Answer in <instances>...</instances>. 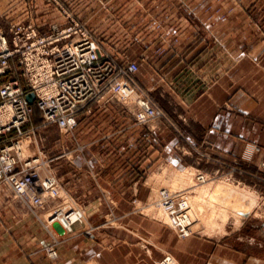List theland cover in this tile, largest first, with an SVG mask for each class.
<instances>
[{"label":"rangeland","instance_id":"1","mask_svg":"<svg viewBox=\"0 0 264 264\" xmlns=\"http://www.w3.org/2000/svg\"><path fill=\"white\" fill-rule=\"evenodd\" d=\"M74 22L126 72L120 79L130 80L134 93L123 97L116 83L80 111L71 129L46 123L34 107L21 132L0 138V151L13 163L12 174L0 181V264H97L82 248L96 242L113 251L122 239L141 254L153 250L148 264H264V161L253 173L241 166L253 151L232 162L217 155L210 140L188 141L193 161L187 168L160 159L147 168L133 165L125 182L139 191L123 192L131 205L120 206L97 184L100 134L86 123L103 118L110 127L135 124L151 133L163 121L177 133L179 93L212 85L240 97L234 106L220 96L222 110L248 112L245 99L264 103V0H0L6 31L32 23L49 34ZM134 62L139 69L129 73ZM12 74L21 78L17 61ZM140 99L151 102L156 118L139 120ZM24 174L33 183L19 192L9 180ZM74 176L92 189L74 187ZM165 198L184 215L169 220ZM122 252L113 251L108 264H130Z\"/></svg>","mask_w":264,"mask_h":264},{"label":"built area","instance_id":"2","mask_svg":"<svg viewBox=\"0 0 264 264\" xmlns=\"http://www.w3.org/2000/svg\"><path fill=\"white\" fill-rule=\"evenodd\" d=\"M14 61L21 66L25 85L19 76L8 77ZM138 69V63L134 62L127 71L134 73ZM122 73L126 74L118 69L113 57L91 32L78 22L61 29L53 27L49 34H41L32 23H13L9 31L0 25V138L13 131L21 132L34 107L43 113L46 123L71 129L80 111L116 83L119 84L117 93L125 98L133 95L130 80L120 79ZM29 92L35 94L34 104L26 98ZM156 116L151 102L140 99L139 120L147 122ZM31 165L30 162L23 166L25 169ZM12 172L13 163L4 148L0 151V181ZM199 180L204 181L205 177ZM9 181L15 183V190L22 192L33 183V177L24 174L19 179L13 176ZM165 204H168L167 210L174 209L176 215H184V210L179 208L183 211L177 213L175 204L168 199ZM183 204L184 201L179 206Z\"/></svg>","mask_w":264,"mask_h":264},{"label":"crops","instance_id":"3","mask_svg":"<svg viewBox=\"0 0 264 264\" xmlns=\"http://www.w3.org/2000/svg\"><path fill=\"white\" fill-rule=\"evenodd\" d=\"M45 32L47 34L49 31ZM164 92L168 93L169 91ZM221 93L222 91L217 85H212L208 91L196 89L181 91L178 95L180 118L178 134L163 121L157 122L158 128L149 133L143 126L130 124L126 127L118 125L110 127L106 120H102L103 118L95 123L91 122L92 117H90L86 122L89 123L88 127L96 126L100 134L98 159L103 167L98 170V186L106 192L114 193V198L120 206H123V203L131 205L132 197L123 198V192L139 191V185L126 184L125 181L130 177L128 170L133 165L141 168L153 166L156 159L178 162L180 167L187 168L192 165L193 161L192 157L188 155L186 146L188 141L201 145L210 140L215 147L214 152L224 160L232 162L238 159L245 150H251L253 151L252 159L243 161L241 166L251 173L256 172L264 161V103L256 105L245 99L242 104L249 108L248 112L236 111V109L222 110L220 103L223 100L220 96H224L225 93ZM226 94L225 99L235 106V102L240 97L233 93ZM166 112L171 113L169 109ZM83 175L87 176L86 173ZM71 183L74 187L80 184L85 190L92 189L91 185L86 186L91 182L85 183L75 176L72 177ZM259 193L264 194L263 184L260 185ZM198 239L201 240L199 247L202 248L203 239L200 237ZM120 241H122L121 245L113 249L116 254L120 253L123 256L122 249H124L127 263L140 264L144 262L143 264H148L152 258L153 250L141 254L134 249L137 244H133L127 239ZM88 244L89 248L85 246L81 250L83 257L89 256L87 261L93 260L92 262L97 264L109 263V257L113 251H107L106 247H102L96 242ZM97 245L99 248L96 247ZM201 248L198 251L202 253Z\"/></svg>","mask_w":264,"mask_h":264},{"label":"bare ground","instance_id":"4","mask_svg":"<svg viewBox=\"0 0 264 264\" xmlns=\"http://www.w3.org/2000/svg\"><path fill=\"white\" fill-rule=\"evenodd\" d=\"M204 181H205V180H204ZM219 187H220V186H219ZM219 189H221V188H218V190H219ZM171 191H172V190H171ZM229 192H230V191H229ZM170 194H171V193H170ZM163 195H164V197H166L165 194H163ZM168 196H169V195H168ZM164 197H163V198H164ZM172 197H173V196H172ZM172 197H171V198H172ZM166 200H167V198H165V199H164V202H162V203L164 204V207L167 209V205H168V204H165V203H166ZM183 201H184V204L182 205V207L178 206V208L180 207L181 209H183V207L186 206V202H185V200H183ZM193 207H194V209L196 208L195 205H194ZM193 207H192V208H193ZM196 209H198V210H200V211H202V212H203V210H204L203 205H200V204L197 206ZM173 211H174V209H171L170 211L167 212V214H168V216H169L168 219L171 220V221L173 220L174 217H176V216H172V215H171V214L174 213ZM177 218H178V215H177Z\"/></svg>","mask_w":264,"mask_h":264},{"label":"water","instance_id":"5","mask_svg":"<svg viewBox=\"0 0 264 264\" xmlns=\"http://www.w3.org/2000/svg\"><path fill=\"white\" fill-rule=\"evenodd\" d=\"M26 98L27 100L29 101L30 104H34L35 102V94L33 92H29L27 95H26Z\"/></svg>","mask_w":264,"mask_h":264}]
</instances>
